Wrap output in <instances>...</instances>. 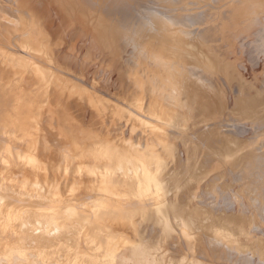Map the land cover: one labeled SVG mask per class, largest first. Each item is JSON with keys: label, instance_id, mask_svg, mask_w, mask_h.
Wrapping results in <instances>:
<instances>
[{"label": "rangeland", "instance_id": "1", "mask_svg": "<svg viewBox=\"0 0 264 264\" xmlns=\"http://www.w3.org/2000/svg\"><path fill=\"white\" fill-rule=\"evenodd\" d=\"M45 1L0 0V129L10 130V128H16L21 130L23 127L30 133V137L26 139L27 141L18 144L19 141L10 140L12 142L9 144V140H6V136L0 131V146L3 144L11 146L12 150H16V148L26 150L29 149L28 140L31 144L35 142L34 145L37 149H35V153L42 163L44 161L43 164L46 163L47 172L44 173L43 171L39 174L33 172V170L27 171V168L17 166L18 164H15L16 161L14 160L5 176L11 178L10 175H13L12 180L14 182L17 180L16 183L18 181L19 183L26 181V184L29 182L28 185L29 187L32 186L31 188L40 186V194L43 193V196H47L52 189L59 188L61 199L69 200L78 209L79 213H77L76 219L73 218L75 217L73 214L72 218L75 220L70 221L72 222L71 227H57L52 230L54 233L47 230L49 223L43 221L44 211H36L37 214L40 212L41 216L35 221L31 218L32 215L31 217L27 216L26 219L23 217L18 219L20 224L17 228L19 230H7L4 233L3 231L6 229L3 227V230L0 226V264H77L73 254L68 258L65 257V243L75 237H78L81 241L85 232L80 234L79 231H81V228L82 231H89L90 228H93L92 225L96 221V215L101 210L86 207L87 203H93V199L96 201L98 198L93 197L90 193L94 183L91 178H86L87 176L85 177L78 172V169L83 165H90L91 161L93 164V157L72 158L71 161L67 162L63 155L70 153L75 156V154L82 153L83 150H87L89 146L96 142L110 144L118 152L129 150V153L137 152L138 148L142 149L147 144L148 151L150 152L151 149L153 153H150L154 154L156 160L166 158L167 164L161 178L166 180L165 182L169 188V198L171 197L174 200L177 197V203L183 205L190 203L193 207L204 208L205 211H207V208L216 219L220 216H224V218L226 216H236L239 217V220L236 219L238 222L252 220L248 238L255 241V251H249V253L247 251L245 254L238 253L233 251L232 248L223 246L217 240L199 233L194 242L193 255L191 251L188 252V246L186 247L179 230H176L173 236L163 241L162 247H158L162 248L158 257L160 263L162 261L161 264L167 262L171 264L184 255L187 256L183 257L184 259L187 258L185 262H188L192 257L199 258L201 264H264V251L261 250V242L264 241V128H262L264 124H260L264 123V56L263 51H261L262 55L259 54L260 46L253 43V40L262 36L261 32H263L262 40L257 39V41L259 45L263 44L264 47V15L260 19L258 18L260 15H255V18H252L253 16L248 15L250 14L248 12L250 6L247 7L246 5L244 8L248 12L246 16L245 12L239 9L241 2L244 0H233V2H231L232 0H92L93 2L83 0L92 9L96 6L95 10H97L99 7L97 12L100 8V12L108 11V24L106 22L104 24L106 28L108 25L110 29H107L110 31L114 29L116 34L113 41H110L113 44H111L112 47L109 45L104 48L103 45L105 44L101 45V43H98L99 40L97 42L96 33L90 31V29L88 31L91 33H87V29L92 28L90 19L80 18L76 13L77 11H72L70 14L74 13L71 16L66 13L64 16L63 13L59 12L57 4L55 9L54 2L47 0L49 3L47 4L44 3ZM250 1L253 2L254 0ZM250 1L245 0L248 4ZM39 2L41 6L38 4ZM50 3H53L52 6ZM230 3L231 6H229ZM60 13L64 16L63 18ZM248 16L252 20L249 21ZM65 17H67L66 21L64 20ZM156 18L160 19L166 28H158L154 22ZM249 23L252 28H250ZM64 24L66 28L63 26ZM241 24L245 25L246 29ZM70 25L71 27H67ZM234 27L237 28L236 32ZM62 28L65 32L62 31ZM261 29L262 31H259ZM240 30L241 32L247 30V34L245 33V36L242 37L244 31L239 33ZM78 32L88 35L87 38ZM256 32L260 36L256 34L257 37H255L254 33ZM153 36L158 37V40H154ZM245 39L247 41L244 42ZM91 41L93 44L90 43ZM161 41L165 46L171 48V53H167L153 45ZM110 42L106 44L108 45ZM42 44L46 48L49 46L45 51L51 58L50 56L48 58L45 54L42 55L45 52ZM110 47L112 49H108ZM208 47L213 49L210 51ZM263 47L260 50H263ZM92 50L98 51V53H94ZM203 55L210 57L213 65L210 66L208 63H204ZM24 62L35 64L31 67L28 63L24 65ZM42 65L44 69H50L51 73L54 72V77L50 82L41 80L38 82L39 78L36 77L38 72L37 74L33 73ZM213 71L216 73H212ZM252 72L253 74H251ZM258 72H261L260 76L257 74ZM214 74L217 75H215L216 78ZM46 86H49L48 91ZM44 90L47 93L43 95ZM17 96L19 97L17 98ZM42 97L43 99H41ZM16 98L17 101L20 99L19 104ZM21 99L23 100L21 101ZM23 102L25 105H23ZM29 110L33 114H27L26 112H29ZM84 111L87 112L84 113ZM10 113H16L14 116L12 114V117H14L12 120ZM29 116L32 120L34 116L37 117L36 119L34 117L35 121H31ZM88 117L90 120H88ZM17 118L20 120L17 121ZM24 118L27 120L25 121ZM139 118L142 119L141 121L147 120L148 122L146 121L145 124L138 122ZM23 120L26 126L22 123ZM9 121L12 122L9 124ZM149 121L154 124H149ZM48 122L49 124H46ZM156 123L157 126L160 125L161 129H164V131H161L164 135L161 134L158 140L150 134L152 132L151 127ZM141 124L146 125V127L148 125L151 132L149 127L144 126L148 129L146 130ZM258 124L262 125L263 130H258ZM2 125H5L4 128ZM21 125L23 126L21 127ZM160 127L156 128V133L160 132ZM158 128L159 131H157ZM72 137L75 138L76 149L73 145L70 147ZM7 141L8 143H6ZM149 141L151 144L154 143L150 144L151 147L148 144ZM162 142L171 145L175 151L169 158L164 153L163 145L165 144ZM129 146L134 147L129 149ZM62 149L63 151H61ZM155 153L159 154L156 155ZM60 157H63L62 160ZM2 163L0 161V169ZM69 163L72 165H69ZM14 165L17 168H22L19 169L21 173L17 171ZM62 166L63 169H66V166L73 169L76 166L78 169L64 174L57 170ZM132 171L129 172L131 174L129 176L130 174L126 175L122 171L120 173L118 169L111 170L112 175L116 174L117 176L119 173L117 178L122 180L119 184V186L122 184L121 187L116 186L115 188L116 193H121L132 184V182L123 180L133 177ZM23 172L25 174H22ZM139 172L141 173V170ZM139 172L137 171L136 174H140ZM195 172L203 176V181L200 184L188 179L190 174ZM74 174L77 175L74 176ZM122 174L126 175L127 178L126 176H123V178ZM35 180L37 182H34ZM75 182L80 187L78 193L67 191V187ZM48 184L50 185L48 186ZM41 185L46 188L42 189ZM4 194L6 197L3 196ZM6 194L1 195L9 199H6L9 204L24 202L26 206L30 202L34 203L32 199V201L30 199L20 201L14 193ZM175 194L177 195L175 196ZM192 195H194V199L190 202ZM224 200H228V202L230 200L234 203H229L226 206ZM52 202L55 201H51V203L48 201L46 204L49 206L53 204ZM130 206L132 207L131 203L127 205V208L131 209ZM62 208L64 206L60 209ZM101 208L104 211L105 208ZM21 210L24 213L27 208L24 209L23 207ZM34 214L36 215L35 212ZM118 216L111 219L110 228L113 235L124 234L127 236L126 240L124 239L126 242L122 240L119 244L120 247L125 245L123 248H125L126 255H128L127 252L131 251L130 255L127 256L131 260L128 261L126 257L125 262L128 261L130 264H136L137 262V264H147V262L154 264L153 261L150 263L151 261L148 259H139L138 261L136 259L135 263H131V261L135 260L137 252L140 253L145 249L143 246L151 249V245L160 238V229L154 224L153 220L142 223L141 219L133 217L131 221L125 223L122 222L125 214ZM83 220L84 222H82ZM171 221L174 226L178 227V223L174 219H171ZM41 222L46 223H42L41 227L38 226V228L36 225ZM101 223L97 222L95 229L104 230L105 223ZM20 229H23V231L26 229L25 232L28 230L29 237L28 234H22ZM13 241L17 242L14 243ZM38 243L41 245L45 243L42 245L43 248L58 245L56 248L50 249V256L41 258L36 253L38 245L41 247ZM137 243L139 244L137 245ZM80 244L83 247L82 241ZM5 245H8V247ZM28 248L31 250H28ZM134 248L139 250H134ZM23 251L27 252L24 253ZM86 256L87 254L84 253L83 257L87 264L89 258ZM219 256H223L224 259L221 258L220 260ZM65 258L67 261H65ZM129 263L126 262V264Z\"/></svg>", "mask_w": 264, "mask_h": 264}, {"label": "bare ground", "instance_id": "2", "mask_svg": "<svg viewBox=\"0 0 264 264\" xmlns=\"http://www.w3.org/2000/svg\"><path fill=\"white\" fill-rule=\"evenodd\" d=\"M38 1V0H37ZM43 1V0H42ZM82 1V2H81ZM51 0V2H54V4H55V9H56V4H57V7L59 8V12H61V13H63L64 14V16H65V13L68 15V14H70L72 11H77L76 13H77V15L78 16H80V18H84V19H87V20H91V22H92V25L90 24V26H92V28H88L87 29V33L89 34V32L92 30V32H94V33H96V35H97V37H98V39H96V35H95V39L97 40V42H98V40H99V42L98 43H101V45H103V44H105V45H103V47L104 48H107L106 46H111V44H112V42H110L111 40L113 41V37L115 36V31H114V29L112 30V31H110L109 29V27H108V25H107V28H109V29H107L106 28V25L104 24V22H106L107 24H108V22H107V20H108V11H105V12H100V9H99V11L97 12V10H98V8H97V10H95L96 9V6H95V8L94 9H92V7L90 8V6H88L89 4H87L86 2H83V0ZM92 1V0H91ZM105 1V0H104ZM229 1V0H228ZM227 1V2H228ZM236 1V0H235ZM250 1V0H249ZM248 0H247V2H249ZM22 2V1H21ZM36 2V1H35ZM40 2H41V0H40ZM40 2L38 3V4H40ZM88 2V1H87ZM93 2V1H92ZM113 2V1H112ZM111 2V3H112ZM231 2H233V0L231 1ZM252 1H250V3L249 4H251V5H249L248 3H246L245 2V0L243 1V2H241V4H240V11H244L245 12V15H246V13L248 14V12H250V14H248V15H251V16H253L252 18H255L254 16L255 15H260L258 18L260 19L261 18V16L262 15H264V0H254L252 3H251ZM44 3H47V4H49L48 3V1L46 0ZM43 2H42V4H44ZM47 4H46V6H47ZM51 4V3H50ZM53 4V3H52ZM52 4H51V6H52ZM105 4V3H104ZM118 4V3H117ZM32 5V4H31ZM93 5V4H92ZM91 5V6H92ZM247 5V7L248 6H250V8L248 9V12L244 9L245 8V6ZM29 6V5H28ZM40 6H41V4H40ZM40 6H37V7H40ZM43 6H45V5H43ZM45 6V7H46ZM109 6V5H108ZM229 6H231V3H230V5ZM44 7V8H45ZM47 7H49V6H47ZM103 7H104V5H103ZM228 7V6H227ZM238 7V6H237ZM28 8V7H27ZM172 8V7H171ZM231 8V7H230ZM47 9V8H46ZM43 10V9H42ZM45 10V9H44ZM3 11V10H2ZM56 11V10H55ZM54 11V12H55ZM195 11V10H194ZM239 11V12H240ZM46 12H48V11H46ZM58 12V13H59ZM234 12H235V10H234ZM238 12V11H237ZM48 13H50V12H48ZM60 13V14H61ZM74 13V12H73ZM72 13V14H73ZM75 13V14H76ZM123 13V12H122ZM59 14V15H60ZM72 14H70V16L72 15ZM74 14V15H75ZM235 14H236V12H235ZM2 15V14H1ZM66 15V16H67ZM220 15V14H219ZM48 16V15H47ZM61 16H62V14H61ZM64 16H62V18L64 17ZM247 16V15H246ZM69 17V16H68ZM77 17V16H76ZM179 17V16H178ZM239 17V16H238ZM242 17V16H241ZM245 17V16H244ZM249 17V16H248ZM79 18V19H80ZM245 18H247V17H245ZM252 18L251 17H249V21L250 20H252ZM257 18V17H256ZM51 19V18H50ZM66 19H67V17H65V21H66ZM71 19V18H70ZM77 19V18H76ZM179 19V18H178ZM216 19V18H215ZM218 19V18H217ZM263 19H264V17H263ZM262 19V20H263ZM49 20V19H48ZM54 20V19H53ZM63 20V19H62ZM87 20H85L86 22H87ZM241 20V19H240ZM65 21H63V22H65ZM242 21V20H241ZM247 21V20H246ZM255 21V20H254ZM253 21V22H254ZM264 21V20H263ZM69 22V21H68ZM70 22H71V20H70ZM77 22V24H78V20L76 21ZM82 22H83V20H82ZM81 22V23H82ZM90 22V23H91ZM154 22H155V25L158 27V28H162V29H164V28H166V26H165V24L160 20V19H154ZM252 22V23H253ZM256 22V21H255ZM262 22V21H261ZM48 23V22H47ZM244 23H245V20H244ZM243 23V24H244ZM247 23H248V21H247ZM263 23V22H262ZM51 24H53V23H51ZM61 24V23H60ZM66 24V23H65ZM65 24L63 25V26H65ZM68 24V23H67ZM85 24V23H84ZM243 24H241V25H243ZM250 24V23H249ZM254 24V23H253ZM257 24V23H256ZM69 25V24H68ZM103 25H105V27H103ZM222 25H224V24H222ZM241 25H239L240 27H241ZM57 26H59V25H57ZM74 26V25H73ZM84 26V25H83ZM86 26H87V23H86ZM110 26V25H109ZM229 26V25H228ZM237 26H238V22H237ZM236 25H235V27H237ZM244 27H245V25H243ZM247 26H249V25H247ZM67 27H71V25L70 26H67ZM88 27V26H87ZM227 27V26H226ZM234 27V28H235ZM65 28H66V26H65ZM198 28H201V27H198ZM222 28H223V26H222ZM234 28H232V29H234ZM242 28V27H241ZM241 28H238V29H241ZM250 28H252L251 27V24H250ZM262 28V27H261ZM58 29V28H57ZM90 29V31H88ZM221 29V28H220ZM244 29V28H243ZM245 29H246V27H245ZM249 29V28H248ZM264 29V28H263ZM67 30H68V32H70L69 31V29L67 28ZM66 30V31H67ZM71 30V29H70ZM83 30V29H82ZM229 30V29H228ZM236 30H237V28H235V32H236ZM253 30H254V28H253ZM47 31V30H46ZM62 31H64V29L62 28ZM80 31V30H79ZM198 31V30H197ZM233 31V30H232ZM243 31L244 30H242V32H241V30L239 31V33H243ZM246 31V32H245ZM244 31V33L242 34L243 36L242 37H244L245 36V33L247 34V30H245ZM248 31H251V30H248ZM259 31H262V29L261 30H259ZM259 31H257V32H259ZM65 32V31H64ZM75 32H77V31H75ZM83 32V31H82ZM81 32V33H82ZM224 32V31H223ZM257 32L256 33H254L255 34V37H257V35L259 34H257ZM59 33H61V32H59ZM74 33V32H73ZM79 33V32H78ZM81 33H79L80 35H83V34H81ZM84 33H86L85 31H84ZM91 33V32H90ZM232 33V32H231ZM233 33H234V31H233ZM262 33V36H263V32H261ZM63 35H64V33H62ZM61 34V35H62ZM249 34V33H248ZM252 34V33H251ZM257 34V35H256ZM1 35V34H0ZM91 35V34H90ZM253 35V34H252ZM42 36H44V35H42ZM78 36V35H77ZM83 36H88V35H86V34H84ZM93 36V35H92ZM92 36H90V37H92ZM217 36V35H216ZM215 36V37H216ZM258 36H260V34L258 35ZM262 36H260V37H257V39H261V37ZM45 37V36H44ZM59 37H60V35H59ZM73 37V36H72ZM79 37V36H78ZM237 37H239V36H237ZM82 38V37H81ZM87 38V37H86ZM93 38V39H94ZM153 38H154V40H158V37L157 38H155V36H153ZM264 38V37H263ZM80 39V38H79ZM222 39V38H221ZM238 39V38H237ZM237 39H235V40H237ZM249 39V38H248ZM257 39L255 38V40H253L254 42V44H256V46H260L259 47V54L260 55H262L261 54V51H263V56H264V49L263 50H260V49H262V47H263V44H261V45H259L258 44V41H257ZM150 40V39H149ZM229 40H230V38H229ZM233 40V39H232ZM262 40V39H261ZM261 40H259V41H261ZM264 40V39H263ZM83 41V40H82ZM93 41V40H92ZM92 41L90 42V43H92ZM95 41V40H94ZM151 41V40H150ZM159 41H160V39H159ZM245 41H247L246 39L244 40V42ZM8 42V41H7ZM38 42V41H37ZM97 42H96V44H97ZM108 42H110L108 45L106 44V43H108ZM243 42V44H245ZM251 42V41H250ZM256 42V43H255ZM264 42V41H263ZM44 43H46V42H44ZM87 43V42H86ZM221 43V42H220ZM223 43V42H222ZM231 43V42H230ZM233 43V42H232ZM261 43H262V41H261ZM53 44V43H52ZM82 44V43H81ZM93 44V43H92ZM209 44V43H208ZM215 44V43H214ZM248 44H250V43H248ZM258 44V45H257ZM11 45V44H10ZM45 45V44H44ZM90 45V44H89ZM113 45V44H112ZM154 46H157V47H159L161 50H163V51H165V52H167V53H171L172 52V50H171V48H168L167 46H165V44H163L162 43V41L159 43H155V44H153ZM216 45V44H215ZM218 45V44H217ZM230 45V44H229ZM234 45V44H233ZM240 45V44H239ZM42 46H43V44H42ZM41 46V47H42ZM50 46H52V45H50ZM209 46H210V44H209ZM41 47H40V49H41ZM45 49H44V51L45 50H47L48 48H49V46H47L48 48H46L45 46H43ZM43 47H42V49H43ZM54 47V46H53ZM89 47V46H88ZM93 47V46H92ZM95 47V46H94ZM112 47V46H111ZM108 48V49H112V48ZM206 47H207V45H206ZM244 47V46H243ZM82 48V47H81ZM208 48H210L209 50L211 51V49H213V48H211V47H208ZM240 48H242V47H240ZM247 48V47H246ZM249 48V47H248ZM264 48V47H263ZM41 49V50H42ZM94 49V48H93ZM101 49V48H100ZM244 49V48H243ZM250 49H251V47H250ZM255 49H256V47H255ZM257 49H258V47H257ZM104 50V49H103ZM107 50V49H106ZM233 50V49H232ZM239 50V49H238ZM93 51V50H92ZM227 51V50H226ZM235 51V50H234ZM258 51V50H257ZM51 52H52V50H51ZM94 53H98V51L97 52H95V50L93 51ZM104 52H105V50H104ZM212 52H213V50H212ZM47 53V51H45L42 55L44 56V54L45 55H47L48 56V58H49V56L50 55H48V54H46ZM48 53H49V51H48ZM101 53V52H100ZM231 53H233V52H231ZM250 53V52H249ZM249 53H247V54H249ZM255 53V52H254ZM50 54H52V53H50ZM111 54H112V52H111ZM110 54V55H111ZM114 54V53H113ZM234 54H235V52H234ZM257 54V53H256ZM258 54V55H259ZM63 55V54H62ZM109 55V54H108ZM241 55H243V54H241ZM250 55V54H249ZM252 55H254V54H252ZM257 55V56H258ZM46 56V57H47ZM106 56V55H105ZM234 56V55H233ZM56 57V56H55ZM101 57V56H100ZM115 57V56H114ZM203 57H204V63H208V65H213V63H212V59L210 58V57H208V56H206V55H203ZM216 57V56H215ZM230 57V56H229ZM240 57V56H239ZM243 57V56H242ZM3 58V57H2ZM45 58V57H44ZM48 58H46V60L48 59ZM50 58H51V56H50ZM69 58V57H68ZM97 58V57H96ZM237 58V57H236ZM248 58V57H247ZM74 59H75V57H74ZM113 59V58H112ZM238 59V58H237ZM249 59V58H248ZM251 59V58H250ZM258 59H259V57H258ZM43 60V59H42ZM49 61H50V59H48ZM111 60V59H110ZM227 60H229V59H227ZM233 60V59H232ZM231 60V61H232ZM241 60V59H240ZM240 60H239V63H240ZM243 60V59H242ZM241 60V61H242ZM26 61V60H25ZM31 61V60H30ZM207 61V62H206ZM238 61V60H237ZM44 62V61H43ZM75 62V61H74ZM88 62H89V60H88ZM87 62V63H88ZM93 62V61H92ZM233 62V61H232ZM231 62V63H232ZM247 62H248V60H247ZM250 62H252V61H250ZM28 62H24V65L25 64H27ZM30 63V62H29ZM28 63V64H29ZM57 63V62H56ZM253 63H255V62H253ZM252 63V64H253ZM257 63V62H256ZM8 64V63H7ZM33 64V62H31V64H29V66H34V64ZM39 64V63H38ZM79 64H81V63H79ZM236 64V63H235ZM85 65V63L83 64V66ZM230 65V64H229ZM263 65H264V63H263ZM29 66H27L29 69H30V67ZM35 66H39V65H35ZM43 66V65H42ZM42 66H40L37 70H35L36 72H33L34 70V68L32 69L33 71V73H36L37 74V72H38V76L36 75V77H38L39 78V80H38V82L41 80V81H47V82H50L52 79H53V77H54V72H52L51 73V71H50V69L49 70H47V69H44V66L42 67ZM91 66V65H90ZM116 66V65H115ZM109 67V66H108ZM239 67V66H238ZM46 68V67H45ZM110 68V67H109ZM209 68H211V67H209ZM125 69V68H124ZM218 69V68H217ZM5 70V69H4ZM103 70V69H102ZM211 70H213V69H211ZM109 71V70H108ZM216 71V70H215ZM244 71V70H243ZM246 71V70H245ZM262 72V71H261ZM260 72V73H261ZM212 73H216V72H212ZM260 73L258 72L257 74H259V76H260ZM263 73V72H262ZM22 74V73H21ZM20 74V75H21ZM56 74H58V73H56ZM171 74V73H170ZM251 74H253V72L251 73ZM19 75V74H18ZM100 75H102L101 73H100ZM157 75V74H156ZM215 75L216 74H214V77H215ZM256 75V74H255ZM75 76V75H74ZM105 76H107V75H105ZM122 76V75H121ZM211 76H213V75H211ZM217 76V75H216ZM13 77V76H12ZM16 77V76H15ZM101 77V76H100ZM172 77H173V75H172ZM253 77V76H252ZM38 78H36V79H38ZM61 78V77H60ZM103 78V77H102ZM176 78V77H175ZM216 78V77H215ZM13 79V78H12ZM210 79V78H209ZM255 80H257L256 78H255ZM53 81H55V80H53ZM123 81V80H122ZM135 81V80H134ZM30 82V81H29ZM51 83H53V82H51ZM61 83V82H60ZM106 83V82H105ZM216 83V82H215ZM256 83V82H255ZM46 84H48V83H46ZM46 84H44V85H46ZM55 84V83H54ZM74 84V83H73ZM129 84V83H128ZM42 85V84H41ZM40 85V86H41ZM61 85V84H60ZM50 86V85H49ZM48 86V87H49ZM53 86V85H52ZM76 86V85H75ZM128 86V85H127ZM1 87V86H0ZM47 87V86H46ZM48 87L46 88V90L48 91L49 89H48ZM51 87V86H50ZM19 88V87H18ZM40 89H41V87H40ZM42 89H43V87H42ZM10 91H12V90H10ZM38 91H40V90H38ZM47 91H45L44 90V93H43V95L44 94H46L47 93ZM105 91V90H104ZM14 92V91H13ZM37 92V91H36ZM42 92H43V90H42ZM40 93V92H39ZM118 93V92H117ZM182 93V92H181ZM34 94V93H33ZM24 95V94H23ZM23 95H21V96H23ZM26 95H28L27 93H26ZM25 95V96H26ZM39 95H41V94H39ZM59 95V94H58ZM72 95V94H71ZM24 96V97H25ZM98 96V95H97ZM118 96V95H117ZM186 96V95H185ZM19 96H17V98H18ZM28 97H30V96H28ZM31 97H32V95H31ZM17 98H16V101H17ZM40 98V97H39ZM195 98V97H194ZM6 99V98H5ZM41 99H43V97L41 98ZM15 100V99H14ZM20 99H18V101H19ZM23 99H21V101H22ZM28 100V99H27ZM32 100V99H31ZM151 100V99H150ZM195 100V99H194ZM17 101V102H18ZM34 101V100H33ZM44 101V100H43ZM42 101V102H43ZM58 101V100H57ZM56 101V102H57ZM20 102V101H19ZM19 102H18V104H19ZM35 102V101H34ZM85 102V101H84ZM180 102V101H179ZM28 103V102H27ZM36 103V102H35ZM186 104V103H185ZM21 106H23V105H25V103L23 102V105L22 104H20ZM28 105V104H27ZM33 105V104H32ZM31 105V106H32ZM42 105V104H41ZM82 105V104H81ZM10 106H13V105H10ZM17 106V105H16ZM20 106V107H21ZM36 106V105H35ZM40 106V105H39ZM80 106V105H79ZM238 106V105H237ZM19 107V106H18ZM17 107V108H18ZM37 107H38V103H37ZM36 107V108H37ZM62 107V106H61ZM239 107V106H238ZM13 108V107H12ZM25 108V107H24ZM23 108V111L25 110ZM33 108V107H32ZM39 108V107H38ZM67 108V107H66ZM3 109H5V108H3ZM27 109V108H26ZM41 109V108H40ZM240 109V108H239ZM16 110V109H15ZM19 110V109H18ZM99 110V109H98ZM192 110V109H191ZM204 110V109H203ZM17 111V110H16ZM27 111V110H26ZM25 111V112H26ZM34 111V110H33ZM48 111V110H47ZM94 111V110H93ZM8 112H10V111H8ZM13 112H15V111H13ZM22 112V111H21ZM25 112H24V114H25ZM60 112V111H59ZM85 112H87V111H84V113ZM190 112V111H189ZM17 113V112H16ZM15 113V114H16ZM27 114L28 113H32L33 114V112L31 111L30 112V110H29V112H26ZM63 113V112H62ZM8 114V113H7ZM11 114V113H10ZM13 114V113H12ZM12 114H11V116L10 115H8V116H10L11 117V120H12V118H14V117H12ZM15 114H13V116L15 115ZM26 114V115H27ZM40 114V113H39ZM65 114V113H64ZM4 115V114H3ZM25 115V116H26ZM31 115V114H30ZM38 115V114H37ZM20 116V115H19ZM18 116V117H19ZM22 116V115H21ZM53 116V115H52ZM3 117V116H2ZM30 117V119H31V116H29ZM33 117V116H32ZM35 117V116H34ZM34 117H33V120H34ZM37 117V116H36ZM36 117H35V119H36ZM39 117V116H38ZM248 117V116H247ZM16 118V117H15ZM21 118V117H20ZM22 118H23V116H22ZM25 118H28V117H25ZM25 118H24V120H25ZM61 118V117H60ZM182 118V117H181ZM3 119V118H2ZM10 119V118H9ZM16 120V119H15ZM15 120H14V123H15ZM20 119L19 118H17V121H19ZM22 120V119H21ZM24 120H23V124L25 123L24 122ZM27 120V119H26ZM25 120V121H26ZM32 119H31V121H33ZM41 120V119H40ZM86 120V119H85ZM88 120H90L89 119V117H88ZM140 120V121H139ZM139 120H138V122H143L144 124L146 123V121L147 120H143V121H141L142 119H140L139 118ZM183 120V119H182ZM182 120H181V122H182ZM1 121V120H0ZM7 121V120H6ZM5 121V122H6ZM30 121V120H29ZM35 121V120H34ZM67 121V120H66ZM145 121V122H144ZM187 121V120H186ZM10 122H12V121H9V124H10ZM21 122V121H20ZM148 122V121H147ZM210 122V121H209ZM40 123V122H39ZM65 123V122H64ZM142 123V124H143ZM151 123V125H152V123L153 122H151V121H149V124ZM8 124V123H7ZM17 124V123H16ZM46 124H49V122L48 123H46ZM52 124V123H51ZM140 124V123H139ZM141 124V125H142ZM154 124V123H153ZM260 124H264V123H260ZM6 125V124H5ZM4 125V126H5ZM17 125H19L20 126V124H17ZM25 125V124H24ZM75 125V124H74ZM3 126V125H2ZM4 126H3V128H4ZM15 126V125H14ZM23 125H21V127H22ZM26 126V125H25ZM30 126V125H29ZM31 126H34V125H31ZM36 126V125H35ZM34 126V127H35ZM40 126V125H39ZM51 126V125H50ZM143 126V125H142ZM145 127H146V125H144ZM143 126V127H144ZM155 126V127H154ZM164 126V125H163ZM144 127V129H146L147 127H149L148 125H147V127L145 128ZM154 127V128H153ZM157 127H160V125L159 126H157V123H156V125H153L151 128H152V132H151V130H150V127H149V130H150V134L152 135V136H154V138H156L157 140L158 139H160V135L161 134H163L164 135V133H162L161 131L163 130L164 131V129L162 128L161 129V127H160V132H157L156 133V128ZM262 127V125H259L258 124V130H263L262 128H264V125H263V127ZM64 128V127H63ZM165 128V127H164ZM30 129V128H29ZM60 129V128H59ZM58 129V130H59ZM19 130V131H18ZM22 130V131H21ZM11 129L10 128V130H5V129H0V131L6 136V140H9V142H10V140H12V141H16V142H18V144L20 143V142H23V141H25L28 137H30V133H29V131L28 130H26V129H24L23 127H22V129ZM38 130V129H37ZM146 130H148V129H146ZM155 131V133H154V131ZM31 131V130H30ZM39 131V130H38ZM37 131V132H38ZM62 131V130H61ZM157 131H159V128H158V130ZM36 132V131H35ZM66 132V131H65ZM71 132V131H70ZM69 132V133H70ZM45 133V132H44ZM81 133V132H80ZM33 134V133H32ZM50 134V133H49ZM46 135V134H45ZM217 135V134H216ZM38 136V135H37ZM35 137H36V134H35ZM34 137V138H35ZM39 137V136H38ZM217 137V136H216ZM167 138V137H166ZM33 139V138H32ZM39 139V138H38ZM38 139H37V141H38ZM218 139V138H217ZM30 140H31V138H30ZM154 140V139H153ZM152 140V141H153ZM167 140V139H166ZM11 141V142H12ZM27 141V140H26ZM36 141V142H37ZM67 141V140H66ZM151 141V140H150ZM150 141H149V145L151 144L150 143ZM155 141V140H154ZM153 141V142H154ZM11 142L9 143V144H11ZM72 142V143H71ZM71 146L70 147H72V145L73 146H75V149H76V141H75V138L74 137H72V140H71ZM152 142V144H154ZM168 142V141H167ZM166 142V143H167ZM6 143H8V141L6 142ZM28 147H29V149L27 148L26 150H24V149H20V148H16V150H12V148H10L9 146H6V145H3L2 144V146H0V161H1V163H2V167H1V169H0V226L2 227L1 229H3V227H4V229H6V230H4L3 232L5 233L7 230H9V231H14V230H17L19 227H18V225L20 224V222H19V220L18 219H21L22 217L23 218H27V216H30L31 217V215H32V219H34L33 221H35L37 218H39V216H41L39 213L37 214V212L38 211H44V213L43 212H41V213H43V221H46V222H48L47 224V227H48V232H50V231H52V230H54L55 228H64V227H69L71 224H72V222H70V221H74L77 217H76V215H77V213H79L78 212V209H76V207L74 206V204H71V202L69 201V200H62L61 199V197L59 196V188H55V189H52V191L50 192V193H48V195L47 196H43V193H41L40 194V192H41V190H40V186H37V187H33V188H31L32 186H30L29 187V182L26 184L25 182L26 181H24V183H19V181H18V183H16L17 182V180H16V182H14L13 180H12V176L13 175H10L11 176V178L9 177V178H7L5 175V173H7L8 171H9V168L12 166V164L14 163V162H12V161H16L15 162V164H18L17 166H19V167H22V168H27V171L29 170V171H32L33 170V172L35 171L36 173H42L43 171H44V173H46L47 172V170H48V168H47V166L45 165V164H43L44 163V161H43V163L41 162V160H39V158L37 157V155H36V153H35V145H34V143L33 144H31V143H29V140H28ZM162 143H164V142H162ZM16 144V143H15ZM22 144V143H21ZM79 144H81L80 142H79ZM151 144V145H152ZM156 144V143H155ZM165 144V143H164ZM36 145H37V143H36ZM151 145H150V147H151ZM14 147H15V145H13ZM68 146V145H67ZM68 146V147H69ZM82 146V145H81ZM16 147H17V145H16ZM19 147H21V146H19ZM37 147V146H36ZM84 147V146H83ZM134 147V146H133ZM133 147H130L129 146V149H131V148H133ZM148 145L146 144V146L144 147V148H142V149H140V148H138V151L137 152H134V153H129V150L127 151V152H125V151H120V152H118V151H116V149L114 148V147H112V146H110V144H103V143H98V142H96V143H93L92 144V146H89V148L87 149V150H83V152L81 153H77L76 151V153L77 154H75V156H72L70 153H65L64 155H63V157H64V159L68 162L69 160L71 161V159L72 158H87V157H93V164H92V161H91V164L90 165H83V167H80V169H78V168H76V166H75V169H73V168H71L70 166H66V169H63V166L61 167V168H58L57 170H59V171H61V172H63L64 174H68V173H70V171H74V170H77L78 169V172H80V174H82L83 176H87L86 178H91V181H93L94 183H93V189L90 191V193L92 194V196L93 197H97L98 198V200H94L91 196H90V198H92L93 199V203H91V202H89V203H87V202H84V203H87L88 205L86 206L87 208H89V209H93L94 208V210H96V209H100L101 211L100 212H98V214L96 215V221L94 222V224L92 225V227L93 228H90V230L89 231H87L86 229V231H82V228H81V231H79L80 232V234L83 232H85L84 234H83V237H82V244H83V247H82V245L80 244V240H79V238L78 237H75V238H73V240H69V241H67V243H65V247H66V251H65V253H66V255H65V257L66 258H68V257H70V255L71 254H73L74 256H75V262L77 263V264H84L85 263V258L83 257V254L85 253V254H87V258H89V259H87L88 260V263L87 264H126V262L127 263H129L128 261H130L129 260V258L127 257V256H129L130 255V252L128 253L127 252V254L128 255H126L125 254V248H123V247H125V245L123 246V247H120L119 246V244H120V242L122 241V240H126V235H124V234H117V235H113L112 234V230H111V225H110V223L112 222L111 221V219H115V217L116 216H118V215H122V214H125V217L123 218V221L122 222H127V221H131L132 220V218L134 217H138V219H141L140 221L143 223V222H146V221H150V220H153L154 221V224L160 229V238L158 239V241L156 242V243H154V244H152L151 245V249H150V247L149 248H146V247H144L143 246V248H145L143 251H139L140 253H138L137 251V256H136V258H135V256H134V258H135V260L133 259V257H131L134 261H131V263L132 262H134L135 263V261H136V259H137V261L139 260V259H148L149 261H151L150 263H152V261L154 262V264H161L162 263V261H161V263H160V259L158 258L159 257V251H160V249H162V248H158V247H162L163 246V241L164 240H166L167 238H169V237H171V236H173V234L176 232V230L178 231L179 230V232H180V234H181V237H182V239L184 240V242H185V244H186V247L188 246V252L189 251H191V253L192 252H194L193 250H194V245H195V239H196V237H197V235H199V233L201 234V235H203V236H206V237H208V238H213V239H215V240H217L219 243H221L223 246H225V247H228V248H232V250L233 251H235V252H238V253H242V254H245L247 251H248V253H249V251H255V248H254V243H255V241H252V240H249V233H250V226H251V221H237V220H239L236 216H226L225 218H224V216L223 217H219L218 219H216V218H214L212 215H211V213L208 211V209L206 208V210L207 211H205L204 210V208L202 209V208H200V207H196V206H192V205H190V203H187L186 205H183V204H180V203H177V197H175V199L174 200H172L171 199V197L169 198V188H168V185H167V183L165 182L166 180H164V179H162L161 178V174L163 173V171L165 170V168H166V164H167V161H166V158H163L162 160H156L155 159V157H154V154H151L150 152H152L151 151V149H150V152L148 151ZM65 148V147H64ZM63 148V149H64ZM156 148V147H155ZM63 149L61 150V151H63ZM69 149V148H68ZM72 149H74V148H72ZM71 149V150H72ZM115 149V150H114ZM37 150V149H36ZM78 150H80V149H78ZM134 150V149H133ZM155 150V149H154ZM163 150L165 151L164 153H166V156L169 158L170 156H172L173 154H174V150H173V147L171 146V145H167V144H165V145H163ZM264 150V149H263ZM65 151V150H64ZM72 151H74V150H72ZM82 151V150H81ZM130 151H132V150H130ZM156 151V150H155ZM133 152V151H132ZM61 153V152H60ZM153 153V152H152ZM62 154V153H61ZM60 154V155H61ZM156 154V153H155ZM159 153H157L156 155H158ZM63 157H60V159L61 158H63ZM62 160V159H61ZM82 160V159H81ZM89 160V159H88ZM12 162V163H11ZM65 162V161H64ZM76 162V161H75ZM87 162H90V161H87ZM86 162V163H87ZM63 163V162H62ZM73 163V162H72ZM78 163H80V162H78ZM229 163V162H228ZM60 164V163H59ZM71 163H69V165H70ZM80 164H82V163H80ZM62 165V164H61ZM64 165V164H63ZM65 165H67V164H65ZM72 165V164H71ZM15 167H16V165H14ZM56 166H58V165H56ZM74 166V165H73ZM72 166V167H73ZM79 167V166H78ZM22 168H17L16 167V169H17V171H19V169H22ZM29 168V169H28ZM56 168V167H55ZM115 169H118V170H120V173H121V171H122V173H125L126 175L127 174H130L129 172H131L132 170V173H133V177H128L129 179H123V180H125L126 182L127 181H129L130 183L132 182V184L130 185V186H128V187H126V189L124 190L123 189V187H122V189L124 190V191H122L121 193H116L115 192V188H116V186H119V184L121 183V179L119 180L117 177H118V175H119V173H118V175L116 176V174H114V175H112L111 174V170H115ZM143 169V170H142ZM24 170V169H23ZM139 170H141V173L139 172ZM41 171V172H40ZM135 171V172H134ZM137 171L140 173V174H136L137 173ZM142 171H144L143 173H142ZM76 172V171H75ZM19 173H21V171H19ZM18 173V174H19ZM35 173V174H36ZM22 174H25L24 172L22 173ZM17 175V174H16ZM75 175H77V174H74V176ZM125 175V176H126ZM20 176H21V174H20ZM39 176V175H38ZM71 176H73L72 174H71ZM116 176V177H115ZM124 175L122 174V177H123ZM124 176V177H125ZM129 176H131V174L129 175ZM78 177V176H77ZM123 177V178H124ZM73 178V177H72ZM75 178V177H74ZM119 178H121V177H119ZM126 178H127V176H126ZM21 179H22V177H21ZM188 179H192V181H195L196 183H198V184H200L202 181H203V176L202 175H200V174H198V173H191L190 174V176H189V178ZM20 180V179H19ZM86 180H90V179H86ZM29 181V180H28ZM31 182V181H30ZM34 182H37L36 180L34 181ZM32 184V183H31ZM30 184V185H31ZM44 184V183H43ZM46 185V184H45ZM50 184H48V186H49ZM58 185V184H57ZM56 185V186H57ZM122 185V184H121ZM121 185L119 186V187H121ZM47 186V185H46ZM55 186V187H56ZM41 187H43L42 189H44V187L45 186H42L41 185ZM46 188V187H45ZM50 188V187H49ZM54 188V187H53ZM79 185L75 182V183H73L72 185L70 184L68 187H67V191H71L72 193L73 192H77L78 190H79ZM91 188V187H90ZM118 189V188H117ZM40 190V191H39ZM119 190V189H118ZM34 191H37V192H34ZM45 191H48V190H45ZM198 191V190H197ZM34 192V193H33ZM84 192V191H83ZM89 192V191H88ZM3 193H14V194H16L19 198H18V200L20 199V201H22L23 199H30V201H34V203L32 204L31 202V205H29V206H27L28 204H30V203H28L26 206H25V204H24V202L22 203H20V202H16V203H12V204H9L7 201H6V199L7 198H4V197H2V195L1 194H3ZM78 193V192H77ZM6 194V195H7ZM174 194V193H173ZM15 195V196H16ZM45 195V194H44ZM177 194H175V196H176ZM3 196H5V194L3 195ZM6 197V196H5ZM32 199V200H31ZM194 199V195H192V197L190 198V202H192V200ZM7 200H9V199H7ZM15 200V199H14ZM18 200H15V201H18ZM216 200V199H215ZM25 201V200H24ZM48 201H50V203H51V201H55L53 204H50L49 206L46 204V202L48 203ZM26 202V201H25ZM228 202V200H224V204H226V206H228V204L229 203H231V204H233L234 202H232V201H230L229 200V202ZM80 203V202H79ZM78 203V204H79ZM130 203L132 204V207H131V209H129V207L127 208V205L129 204L130 205ZM236 203V202H235ZM247 203V202H246ZM47 206H46V205ZM86 205V204H85ZM133 205H134V208H133ZM64 206V208H62V209H60L61 207H63ZM89 206H91V207H89ZM232 206V205H231ZM24 207V209H25V207L27 208V211H25L24 213H23V211L21 210L22 208ZM101 207H103V208H105L104 209V211H102V208ZM107 208V209H106ZM133 208V209H132ZM99 209H98V211H99ZM87 210V209H86ZM37 211V212H36ZM34 212L36 213V215L34 214ZM73 214L75 215V217H73ZM82 213L80 212V215H81ZM35 215V216H34ZM26 216V217H25ZM75 218V219H73V218ZM119 217V216H118ZM84 218V217H83ZM86 218V217H85ZM224 218V219H223ZM241 218H243V217H241ZM80 219V218H79ZM171 219H174V221L175 222H177L178 223V227L177 226H174L173 225V223H172V221H171ZM237 219V220H236ZM78 220V219H77ZM86 220V219H85ZM46 222H41V223H39V224H37L36 226L38 227H41L40 225L42 224V223H46ZM70 222V224H68ZM82 222H84V220L82 221ZM87 222V221H86ZM90 222V221H89ZM97 222H102V223H105V229L104 230H98V229H95L96 227V225H97ZM133 222V221H132ZM101 223V224H102ZM130 223V222H129ZM132 224V223H131ZM253 224V223H252ZM133 225V224H132ZM264 225V224H263ZM29 226V225H28ZM75 226V225H74ZM18 227V228H17ZM38 227V228H39ZM45 227V226H44ZM46 227V228H47ZM71 227V226H70ZM76 227V226H75ZM91 227V226H90ZM78 228V227H77ZM80 228V227H79ZM84 228V227H83ZM97 228H99V227H97ZM19 230V229H18ZM21 230V233L22 234H24V235H26V234H28V237H29V233L26 231L25 232V230L23 231V229H20ZM34 230H37V229H34ZM78 230V229H77ZM80 230V229H79ZM16 232V231H15ZM19 232V231H18ZM31 232H33V231H31ZM53 232V231H52ZM51 233V232H50ZM54 233V232H53ZM23 235V236H24ZM32 235V234H31ZM177 235V234H176ZM14 236H15V234H14ZM16 236H17V234H16ZM23 236H20V237H23ZM36 236V235H35ZM35 236H33V237H35ZM28 237H26V238H28ZM16 239H18V238H16ZM21 239V238H20ZM15 240V239H14ZM19 240V239H18ZM42 240V239H41ZM41 240H39V241H41ZM51 240V239H50ZM124 240V241H125ZM170 240V239H169ZM20 241V240H19ZM132 241V240H131ZM14 242V241H13ZM15 242H17V241H15ZM14 242V243H15ZM53 242H55V241H53ZM58 242V241H57ZM56 242V243H57ZM126 242V241H125ZM19 243V242H18ZM48 243V242H47ZM59 243V242H58ZM62 243V242H61ZM63 243V244H64ZM124 243V242H123ZM134 243V242H133ZM3 244V243H2ZM10 244V243H9ZM17 244V243H16ZM16 244H14V245H16ZM38 244H40V243H38ZM37 244V245H38ZM45 244V243H44ZM44 244H42V245H44ZM139 243H137V245H138ZM12 245V244H11ZM10 245V246H11ZM41 245V244H40ZM42 245H41V247H39V245H38V249L36 250L37 252L36 253H38V255L42 258H45V257H48V256H50L49 255V251H50V249H53V248H56L57 247V245L56 246H54V245H51V247L49 248L48 246H45V247H47V248H43L42 247ZM127 245V244H126ZM136 245V244H135ZM136 245V246H137ZM5 246H7L8 247V245H5ZM4 246V247H5ZM21 246V245H20ZM19 246V247H20ZM27 246V245H26ZM60 246V245H59ZM62 246H64V245H62ZM81 246V247H80ZM119 246V247H118ZM129 246H130V244H129ZM133 246V245H132ZM136 246H135V248H136ZM3 247V248H4ZM6 247V248H7ZM16 247V246H15ZM17 247H18V245H17ZM28 247V246H27ZM61 247V246H60ZM59 247V248H60ZM128 247V246H127ZM1 248V247H0ZM2 248V249H3ZM5 248V249H6ZM9 248H11V247H9ZM13 248V247H12ZM11 248V249H12ZM21 248V247H20ZM23 248V247H22ZM37 248V247H36ZM80 248H82V249H80ZM83 248H85L84 250H83ZM134 248V250H139L138 248L137 249H135ZM24 249V248H23ZM22 249V250H23ZM27 249V248H26ZM63 249V248H62ZM128 249H130L129 247H128ZM133 249V248H132ZM131 249V250H132ZM164 249V248H163ZM183 249V248H182ZM9 250V249H8ZM28 250H31V249H29L28 248ZM127 250V249H126ZM261 250H262V252L264 251V241L263 242H261ZM260 249H259V252L261 251ZM1 251V250H0ZM3 251V250H2ZM17 251V250H16ZM15 251V252H16ZM21 251V250H20ZM133 251V250H132ZM184 251V250H183ZM13 252V251H12ZM24 252V251H23ZM27 252V251H26ZM26 252H24V253H26ZM35 252V251H34ZM134 252V251H133ZM185 252V251H184ZM31 253V252H30ZM190 253V252H189ZM251 253V252H250ZM19 254V253H18ZM34 254V253H33ZM185 254V253H184ZM193 254V253H192ZM191 254V255H192ZM252 254V253H251ZM261 254V253H260ZM263 254V253H262ZM21 255V254H20ZM24 255V254H23ZM194 255V254H193ZM22 256V255H21ZM38 256V257H39ZM45 256V257H44ZM52 256V255H51ZM54 256H55V254H54ZM54 256H52V257H54ZM64 256V255H63ZM72 256V255H71ZM131 256H133V255H131ZM184 256H186V255H184ZM183 256V257H184ZM202 256V255H201ZM261 256V255H260ZM263 256V255H262ZM10 257V256H9ZM34 257V256H33ZM56 257V256H55ZM128 258V261H126L125 262V258ZM180 258V259H177L176 261H173V262H175V263H173V264H201L200 263V261L198 260L199 258H190V260L188 261V262H185L186 261V259H184V258ZM187 257V256H186ZM220 257V256H219ZM66 258H65V261H67L66 260ZM221 258H223L224 259V257L223 256H221L220 257V260H221ZM56 259V258H55ZM64 259V258H63ZM62 259V260H63ZM210 259V258H209ZM263 259V258H262ZM61 260V261H62ZM69 260V259H68ZM57 263H58V261H56ZM125 262V263H124ZM65 263V262H64ZM138 263V262H137ZM136 263V264H137ZM166 263V262H165ZM171 263V264H172ZM204 263V262H203ZM59 264V263H58ZM62 264V263H61ZM67 264V263H66ZM86 264V263H85ZM130 264V263H129ZM141 264V263H140ZM147 264H149L148 262H147ZM166 264H169V262H167ZM206 264H208V263H206Z\"/></svg>", "mask_w": 264, "mask_h": 264}]
</instances>
